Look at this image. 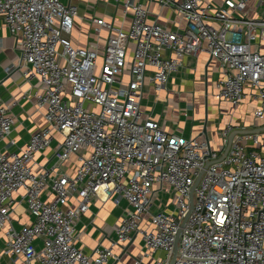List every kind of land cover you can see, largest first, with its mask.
Returning a JSON list of instances; mask_svg holds the SVG:
<instances>
[{"label":"built area","instance_id":"built-area-1","mask_svg":"<svg viewBox=\"0 0 264 264\" xmlns=\"http://www.w3.org/2000/svg\"><path fill=\"white\" fill-rule=\"evenodd\" d=\"M115 1L131 12L128 26L90 15L94 39L79 47L70 42L76 7L0 0V21L19 54L8 72L36 81L43 121L17 147L14 121L0 106L2 254L22 264H110L119 260L114 247L138 237L134 264H264V0ZM201 53L219 72L215 102L233 113L254 104L253 130L229 114L218 149L206 132L183 138L153 117L182 60ZM145 84L153 92L147 112L140 109ZM55 135L49 165L35 171V156ZM91 197L126 208L110 246L98 243L87 255L76 246V228ZM21 204L32 220L16 228Z\"/></svg>","mask_w":264,"mask_h":264},{"label":"crops","instance_id":"crops-1","mask_svg":"<svg viewBox=\"0 0 264 264\" xmlns=\"http://www.w3.org/2000/svg\"><path fill=\"white\" fill-rule=\"evenodd\" d=\"M59 2L64 6L76 7L78 12L72 31L73 39H69L73 46L83 47L87 41L94 39L90 31V24L85 19L90 15H94L96 18H104L113 22L115 26L123 27L128 26L131 18V12L127 10L123 14L121 4H117L115 0H59ZM149 10L156 13L158 6L155 3H150ZM162 16L170 17L171 11L163 9ZM15 44L16 37L12 36L0 21V106L8 107V114L14 121L10 139L15 142V146L21 147L26 144L31 134L42 127L43 121L41 111L35 108L33 102V94L37 86L36 81L34 79L26 80L16 71L8 72L10 66L18 64L19 54L15 49ZM218 77L219 72L216 64L206 54L201 53L196 58L185 57L182 60V67L173 73L168 84V91L159 95V102L153 109V117L159 120L162 130L167 133L174 132L188 139L201 134L204 123H206L208 140L211 141L214 149H218V133L228 123L229 114L233 113L229 105L217 103L211 97ZM145 86L140 104V109L143 112H147L151 108L153 97L152 90L148 85L145 84ZM196 95L199 96L202 103L201 107H203V113L200 115L194 112L193 103L196 100ZM182 104L184 107L181 106ZM248 105H252L254 108L253 103ZM158 106L159 109L156 111ZM240 108L233 113V124L241 123L251 129V118L244 116ZM59 140L60 137L55 135L51 146L35 156L37 164L33 168L35 171H42L49 165L54 154V145ZM4 143L5 141H0V152H6ZM13 149L14 147L9 150ZM74 160V157H71L70 162L64 165L63 169L66 172H73ZM125 208L124 202L118 205L111 201L101 203L97 198L91 197L88 210L76 228L79 235L77 248L83 254L89 255L98 243L109 247L111 241L115 239L114 228L119 219L123 217ZM12 219L16 228L28 224L32 220L23 204L15 208ZM4 244L5 238L3 230H1L0 264H22L19 257H9L2 254ZM38 244L35 243L36 246ZM139 245V238L136 237L132 243L114 247L113 252L118 255L119 260L110 261V264H134ZM140 264L153 263L150 260H142Z\"/></svg>","mask_w":264,"mask_h":264},{"label":"rangeland","instance_id":"rangeland-1","mask_svg":"<svg viewBox=\"0 0 264 264\" xmlns=\"http://www.w3.org/2000/svg\"><path fill=\"white\" fill-rule=\"evenodd\" d=\"M219 2V0H218ZM253 6V7H252ZM250 7H252V13L255 15L257 13H260L259 10H257L258 7V3L256 1H254V3H251ZM202 103L199 99V96L196 95V100L193 103V107H194V112H196L197 114H201L203 113V107H201ZM181 106L184 107V105L182 104ZM209 107V105H208ZM159 109V106L157 107L156 111ZM241 112L244 114V116L251 118V112L253 110V106L252 105H245V106H241L240 108ZM209 112V109H208Z\"/></svg>","mask_w":264,"mask_h":264},{"label":"water","instance_id":"water-1","mask_svg":"<svg viewBox=\"0 0 264 264\" xmlns=\"http://www.w3.org/2000/svg\"><path fill=\"white\" fill-rule=\"evenodd\" d=\"M205 132H206V131H205V127H204L203 130H202V133L205 134ZM254 132H255V131H254ZM196 183H197V181H196ZM196 183H195V184H196ZM175 248H176V245H175ZM173 256H175V251H174Z\"/></svg>","mask_w":264,"mask_h":264}]
</instances>
